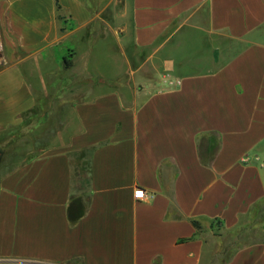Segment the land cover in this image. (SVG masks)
Wrapping results in <instances>:
<instances>
[{"label": "crops", "instance_id": "crops-1", "mask_svg": "<svg viewBox=\"0 0 264 264\" xmlns=\"http://www.w3.org/2000/svg\"><path fill=\"white\" fill-rule=\"evenodd\" d=\"M13 142L0 264H264V0H0Z\"/></svg>", "mask_w": 264, "mask_h": 264}, {"label": "rangeland", "instance_id": "rangeland-1", "mask_svg": "<svg viewBox=\"0 0 264 264\" xmlns=\"http://www.w3.org/2000/svg\"><path fill=\"white\" fill-rule=\"evenodd\" d=\"M15 137H16V133H15ZM14 143V142H13ZM18 146H23L22 145V143L20 142H15L14 144H12L11 145V147L9 148V149H7V150H1L0 151V171L4 168V162H5V160L6 159H8L9 161L10 160H13V154H10L9 156H8V153L10 152H15V153H17V149H18ZM15 156H16V154H15ZM15 156H14V158H15ZM226 258L227 257H221V261H222V263H224V261L226 260Z\"/></svg>", "mask_w": 264, "mask_h": 264}, {"label": "built area", "instance_id": "built-area-1", "mask_svg": "<svg viewBox=\"0 0 264 264\" xmlns=\"http://www.w3.org/2000/svg\"><path fill=\"white\" fill-rule=\"evenodd\" d=\"M150 194H147L143 188L137 187L133 191V197L137 200H144L150 197Z\"/></svg>", "mask_w": 264, "mask_h": 264}, {"label": "trees", "instance_id": "trees-1", "mask_svg": "<svg viewBox=\"0 0 264 264\" xmlns=\"http://www.w3.org/2000/svg\"><path fill=\"white\" fill-rule=\"evenodd\" d=\"M195 224V223H194ZM195 226H196V224H195Z\"/></svg>", "mask_w": 264, "mask_h": 264}]
</instances>
